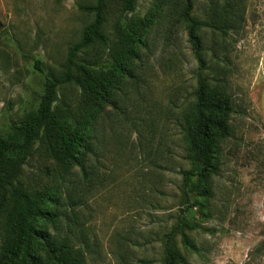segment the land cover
<instances>
[{"label":"rangeland","instance_id":"rangeland-1","mask_svg":"<svg viewBox=\"0 0 264 264\" xmlns=\"http://www.w3.org/2000/svg\"><path fill=\"white\" fill-rule=\"evenodd\" d=\"M94 1L0 0V134L36 105L46 75L62 71L69 45L91 20L80 5ZM163 1L137 0L129 14L144 16L161 3L133 64L139 90L127 82L93 127L91 193L83 192L88 183L75 168L82 196L77 216L90 245L86 259L162 264L164 235L186 214L199 224L190 234L200 254L181 246L189 264H264V0H242V20L218 52L228 56L232 134L223 142L212 196L199 197L185 212L180 170L188 163L179 120L194 98L196 61L177 11L182 0ZM208 1L195 0L192 14L204 17ZM114 8L105 25L110 37L118 19ZM202 31L210 57L221 37ZM93 52L89 48L80 60ZM77 93L78 87L66 85L58 98L74 100ZM50 167L36 155L25 167L27 179L51 185L43 172Z\"/></svg>","mask_w":264,"mask_h":264},{"label":"trees","instance_id":"trees-1","mask_svg":"<svg viewBox=\"0 0 264 264\" xmlns=\"http://www.w3.org/2000/svg\"><path fill=\"white\" fill-rule=\"evenodd\" d=\"M194 2L177 4L196 61L194 98L181 108L179 120L183 159L188 163V168L180 170L181 196L189 201L184 212L199 197L212 196V178L221 167L223 142L232 134L235 105L228 87V56L225 52L218 57V52L226 45V35L242 20L243 5L242 0H209L205 16L199 18L192 14ZM136 3L95 0L81 4L80 10L91 20L69 45L62 71L46 75L36 105L14 121L7 133L0 134V264H90L86 259L90 245L77 216L82 196L78 195L81 183L75 180L76 170L83 184L88 183L83 192L91 193L96 182L87 158L95 153V122L127 82L136 93L139 90V73L133 64L161 3L144 16H129ZM114 6L118 19L110 37L105 25ZM205 28L221 37L210 57L204 47ZM91 47L93 54L80 60ZM35 66L40 68V61ZM66 85L78 87L74 100L58 98ZM36 155L51 163L43 171L51 177V185L27 179L25 167ZM198 227L186 214L177 216L164 235L162 264H189L181 246L200 254L190 234Z\"/></svg>","mask_w":264,"mask_h":264}]
</instances>
